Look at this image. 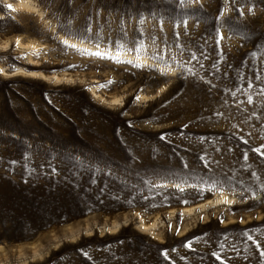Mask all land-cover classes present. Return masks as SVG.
Returning a JSON list of instances; mask_svg holds the SVG:
<instances>
[{"label":"rangeland","instance_id":"obj_1","mask_svg":"<svg viewBox=\"0 0 264 264\" xmlns=\"http://www.w3.org/2000/svg\"><path fill=\"white\" fill-rule=\"evenodd\" d=\"M0 264H264V0H0Z\"/></svg>","mask_w":264,"mask_h":264},{"label":"bare ground","instance_id":"obj_2","mask_svg":"<svg viewBox=\"0 0 264 264\" xmlns=\"http://www.w3.org/2000/svg\"><path fill=\"white\" fill-rule=\"evenodd\" d=\"M223 201H224V199L219 200V201H212L210 204H211L212 206H217L218 204H221ZM226 203L228 204V202H226Z\"/></svg>","mask_w":264,"mask_h":264},{"label":"snow or ice","instance_id":"obj_3","mask_svg":"<svg viewBox=\"0 0 264 264\" xmlns=\"http://www.w3.org/2000/svg\"><path fill=\"white\" fill-rule=\"evenodd\" d=\"M7 7H8L9 9H11V8H12V5L9 4V5H7Z\"/></svg>","mask_w":264,"mask_h":264}]
</instances>
